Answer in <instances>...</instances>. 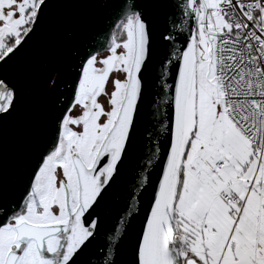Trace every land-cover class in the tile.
<instances>
[{
	"label": "snow or ice",
	"instance_id": "6c2138e0",
	"mask_svg": "<svg viewBox=\"0 0 264 264\" xmlns=\"http://www.w3.org/2000/svg\"><path fill=\"white\" fill-rule=\"evenodd\" d=\"M0 264H264V0H0Z\"/></svg>",
	"mask_w": 264,
	"mask_h": 264
},
{
	"label": "water",
	"instance_id": "95a60500",
	"mask_svg": "<svg viewBox=\"0 0 264 264\" xmlns=\"http://www.w3.org/2000/svg\"><path fill=\"white\" fill-rule=\"evenodd\" d=\"M103 39V37H101ZM155 92V89H153V93ZM155 96L153 94L152 101L154 102ZM145 120H151L152 118V109L150 103L146 102L145 111L143 113Z\"/></svg>",
	"mask_w": 264,
	"mask_h": 264
}]
</instances>
